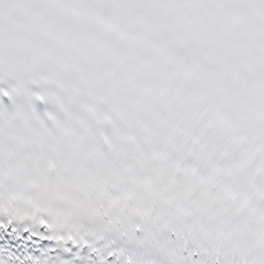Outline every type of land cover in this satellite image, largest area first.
I'll return each instance as SVG.
<instances>
[{
  "label": "snow or ice",
  "instance_id": "snow-or-ice-1",
  "mask_svg": "<svg viewBox=\"0 0 264 264\" xmlns=\"http://www.w3.org/2000/svg\"><path fill=\"white\" fill-rule=\"evenodd\" d=\"M0 264H264V0H0Z\"/></svg>",
  "mask_w": 264,
  "mask_h": 264
}]
</instances>
